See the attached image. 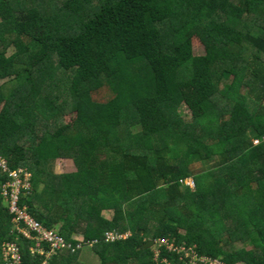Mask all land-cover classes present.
Masks as SVG:
<instances>
[{"label":"trees","instance_id":"trees-1","mask_svg":"<svg viewBox=\"0 0 264 264\" xmlns=\"http://www.w3.org/2000/svg\"><path fill=\"white\" fill-rule=\"evenodd\" d=\"M0 80V156L31 174L19 202L44 227L99 239V264H162L157 238L264 264V0H0ZM12 218L0 189V246L43 264Z\"/></svg>","mask_w":264,"mask_h":264},{"label":"built area","instance_id":"built-area-1","mask_svg":"<svg viewBox=\"0 0 264 264\" xmlns=\"http://www.w3.org/2000/svg\"><path fill=\"white\" fill-rule=\"evenodd\" d=\"M264 141L255 139L254 145ZM0 170L7 174L6 182L1 186V194L7 203L8 210L13 216L12 221L14 229L18 235L26 240L31 241L29 247L30 253L39 254L44 257L43 264L55 253L66 251L75 253L83 249H91L99 239L86 240L83 237L75 238V242L66 240L55 228H46L33 216H31L26 208L20 205V193L30 188L31 174L24 168L11 169L8 161L0 157ZM186 186L193 188L194 183L191 178L183 181ZM129 232L106 231L103 234V242L111 243L125 239L129 236ZM166 250L167 253H173L176 261L185 264H224L219 258H211L199 254L195 250V246H185L184 244L174 245L173 241L168 238H159L154 241L153 254L162 264H173L166 257H160V250ZM0 258L3 264H22L20 248L17 242H4L0 246ZM160 259V260H159Z\"/></svg>","mask_w":264,"mask_h":264},{"label":"rangeland","instance_id":"rangeland-1","mask_svg":"<svg viewBox=\"0 0 264 264\" xmlns=\"http://www.w3.org/2000/svg\"><path fill=\"white\" fill-rule=\"evenodd\" d=\"M59 3V2H58ZM193 51L195 55H203L204 54V48L202 47V45H200L199 42H197V40L193 41ZM14 48L10 47L8 48L7 51V55H11L14 52ZM5 82V80H0V86L3 85ZM181 113L184 117L189 118L190 117V111L187 109V107L184 105L181 108ZM73 117L70 115H67L64 117V122H72ZM74 166L72 165L71 161H62V160H57L56 162L54 161L53 164V169L55 173H65V172H69V171H73ZM103 215L105 217H108L110 215L109 211H106L103 213ZM81 234H77L74 236V238H78L81 237ZM79 261H81L82 263L85 264H99V260L98 257L91 252V250H87L84 249L83 251L80 252L79 256ZM152 259H156L154 254Z\"/></svg>","mask_w":264,"mask_h":264},{"label":"water","instance_id":"water-1","mask_svg":"<svg viewBox=\"0 0 264 264\" xmlns=\"http://www.w3.org/2000/svg\"><path fill=\"white\" fill-rule=\"evenodd\" d=\"M153 245V241L152 240H148L144 245L143 247L144 248H151Z\"/></svg>","mask_w":264,"mask_h":264},{"label":"clouds","instance_id":"clouds-1","mask_svg":"<svg viewBox=\"0 0 264 264\" xmlns=\"http://www.w3.org/2000/svg\"><path fill=\"white\" fill-rule=\"evenodd\" d=\"M0 157H1V156H0ZM186 179H187V178H186ZM125 232H129V231H125ZM129 234H130V232H129ZM81 237H83V236H81ZM74 239H75V238H73V239L71 240V242H75ZM125 239H126V238H125ZM157 239H159V238H157ZM122 240H124V239H122ZM155 240H156V239H155ZM155 240H152V241H153V245H152L151 248H153V249H154V241H155ZM91 249H92V248H91ZM91 249H87V250H91ZM83 250H84V249H83ZM83 250H81V251H83ZM81 251H79V252H81ZM156 262H158V261H156Z\"/></svg>","mask_w":264,"mask_h":264},{"label":"crops","instance_id":"crops-1","mask_svg":"<svg viewBox=\"0 0 264 264\" xmlns=\"http://www.w3.org/2000/svg\"><path fill=\"white\" fill-rule=\"evenodd\" d=\"M57 160H62V161H64L63 159H56L55 162H56ZM65 161H68V160H65ZM69 172H70V171H69Z\"/></svg>","mask_w":264,"mask_h":264}]
</instances>
